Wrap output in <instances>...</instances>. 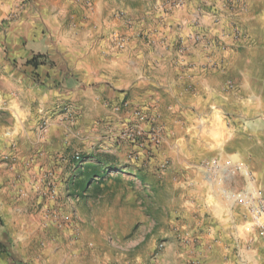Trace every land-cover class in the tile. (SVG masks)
Returning a JSON list of instances; mask_svg holds the SVG:
<instances>
[{"label":"crops","instance_id":"crops-1","mask_svg":"<svg viewBox=\"0 0 264 264\" xmlns=\"http://www.w3.org/2000/svg\"><path fill=\"white\" fill-rule=\"evenodd\" d=\"M227 3L199 0V10L172 14L146 42L120 38L121 21L75 0H0V110L10 120L12 98L21 103L16 89L35 93L38 113L48 119L46 144L56 141L59 123H69L70 116L86 141L99 135L109 145L130 123L149 130L158 117L166 131L159 150L181 153L172 161L176 167L198 169L186 175L199 187L203 239L224 233L228 217L235 234L245 237L234 235V243L246 242L257 232L246 226L242 195L264 198V43L242 57L245 49L233 29L242 32L238 22L246 19L264 30V17L259 11L241 17ZM237 56L241 63L229 62ZM7 128L0 124L2 152L10 140ZM196 128L195 150L188 145H195ZM174 141L188 145L174 149ZM6 190L0 195V264H14L6 251L12 246L26 264H40L27 254L26 236L6 221Z\"/></svg>","mask_w":264,"mask_h":264},{"label":"rangeland","instance_id":"rangeland-1","mask_svg":"<svg viewBox=\"0 0 264 264\" xmlns=\"http://www.w3.org/2000/svg\"><path fill=\"white\" fill-rule=\"evenodd\" d=\"M75 1L95 14L121 21L125 32L115 33L120 38L134 36L146 42L158 35L172 14L190 15L193 7L199 10V0ZM227 2L226 8L241 17L257 11L264 17V0ZM238 23L242 32L236 25L233 32L245 49L240 55L248 58L249 47L264 43V30L258 22ZM231 61L242 59L237 56ZM16 90L21 103L12 98L11 119L7 110L5 114L0 110V124L9 127L10 137L5 151L0 149V195L7 187L6 221L26 236L25 250L40 264H264V239L249 213L253 199L245 195L241 205L249 216L246 226L257 234L234 243V235L243 241L245 237L235 234L227 217L224 233L203 239L199 187L186 175L198 169L176 167L172 161L181 153L165 156L159 150L166 131L158 117L149 130L137 121L130 123L109 145L99 135L86 141L70 116L69 123H59L56 141L54 137L46 144L42 133L48 119L40 117L35 93ZM131 124L143 131L136 142L122 138ZM173 143L174 149L188 145ZM188 146L199 148V128L195 145ZM6 251L14 264H26L14 246Z\"/></svg>","mask_w":264,"mask_h":264},{"label":"built area","instance_id":"built-area-1","mask_svg":"<svg viewBox=\"0 0 264 264\" xmlns=\"http://www.w3.org/2000/svg\"><path fill=\"white\" fill-rule=\"evenodd\" d=\"M134 116H136L137 120L142 121L143 116L141 112L138 110L134 111ZM143 135L142 129H140L137 124L132 125L128 131L123 132L122 138H131L132 141L136 142V140ZM250 204V217L253 222L254 227L261 234L264 239V198L261 196H257Z\"/></svg>","mask_w":264,"mask_h":264},{"label":"trees","instance_id":"trees-1","mask_svg":"<svg viewBox=\"0 0 264 264\" xmlns=\"http://www.w3.org/2000/svg\"><path fill=\"white\" fill-rule=\"evenodd\" d=\"M32 62H34V63H35V62H36V58H35V59H33V61H32ZM91 157H92V156H91ZM92 158H93L94 160H97L98 162H102V161H100V159H99V158H97V157H95V158H94V157H92ZM0 244H1V242H0Z\"/></svg>","mask_w":264,"mask_h":264}]
</instances>
